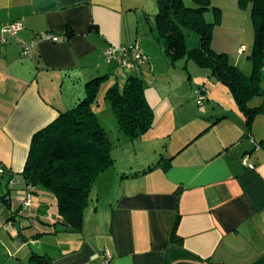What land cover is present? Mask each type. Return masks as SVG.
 Wrapping results in <instances>:
<instances>
[{"label": "crops", "instance_id": "1", "mask_svg": "<svg viewBox=\"0 0 264 264\" xmlns=\"http://www.w3.org/2000/svg\"><path fill=\"white\" fill-rule=\"evenodd\" d=\"M157 12L156 0H0V29L22 24L17 37L0 45V165L6 170L0 175V204L19 222V231L10 235L16 244L8 249L20 262L34 253L53 264H101L107 250L110 264H264V114L248 131L227 87L232 98L225 105L217 91L199 89L205 100L197 96L198 117L191 91L168 103L173 116L160 119L165 126L155 138L154 161L131 165L121 177L113 168L103 173L81 233H53L55 214L52 222L42 221L49 228L33 238L37 230L29 220L41 200L36 193L35 202L23 208L19 196L26 188L22 173L34 134L85 98L88 82L107 76L101 87L113 79L120 65L108 63L104 53L139 37L135 24L143 22L148 31L142 39L151 38L169 62L151 33ZM44 33L58 41L37 39ZM33 42L23 56V46ZM138 44L149 62L120 66L127 71L125 82L143 73L172 74V66L156 69L150 45ZM226 44L213 40L212 47L228 54ZM246 64L240 71L249 76L252 64ZM262 102L254 98L250 106ZM244 157L252 168L244 165Z\"/></svg>", "mask_w": 264, "mask_h": 264}, {"label": "trees", "instance_id": "2", "mask_svg": "<svg viewBox=\"0 0 264 264\" xmlns=\"http://www.w3.org/2000/svg\"><path fill=\"white\" fill-rule=\"evenodd\" d=\"M211 1L193 0L195 7L191 8L183 0H156L158 12L151 33L163 47L171 66L181 59L194 60L199 67L208 69L217 82L226 86L250 131L254 119L264 114V0H237L241 8L251 5L255 30L252 54L249 56L252 64L249 76L230 64L227 54L213 49L214 24H207L204 20ZM187 30L199 35L198 48H187ZM106 78L99 77L88 82L86 97L71 109L61 112L55 121L35 133L31 141L22 173L26 182L25 192L31 186L34 198L36 189L43 188L55 198L56 218L51 225L55 234L81 233L92 190L97 186L99 177L115 166L108 131L100 125L93 110L100 84ZM199 94L200 97L205 96L202 90L198 91ZM105 97L117 120L118 131L127 139H137L152 127L153 108L145 96L140 77L130 76L122 89L113 85L106 91ZM256 97L263 102L258 107H251L250 102ZM3 172H6L4 168ZM33 233L34 239L42 235L35 230ZM21 237L26 240L24 234ZM29 262L53 264V259L33 253Z\"/></svg>", "mask_w": 264, "mask_h": 264}, {"label": "rangeland", "instance_id": "3", "mask_svg": "<svg viewBox=\"0 0 264 264\" xmlns=\"http://www.w3.org/2000/svg\"><path fill=\"white\" fill-rule=\"evenodd\" d=\"M183 1L187 7H195L193 0ZM233 1L234 0H212L210 9L204 13V20L207 22V24H214L213 40L217 42L218 46H222L221 43L227 41L226 48H228L230 52L227 54L229 63L233 65L236 64L239 66L237 67L239 70L245 71L247 70L245 65H247L246 63H248V61H250L249 56L252 54L255 39V30L251 19V5L247 6L246 8H241L239 7L237 0H235L236 4L234 7ZM134 22L136 23V19ZM135 26H137L135 34H138L139 37L136 36L137 38L135 40L132 39V41L127 43L125 46L130 47L134 45L138 48V42L141 44L145 43V46L150 45L152 47V54H154L153 57L155 60L154 63L156 65V69L163 70V72H165L164 70L166 69H170L168 67H171V65L161 54V47L154 43L151 38H148L147 35L142 39L141 34L145 31H148L147 27L143 26V22L137 23ZM199 44V35L193 30H187V48L189 50H193L198 48ZM243 46L246 47L244 52L242 51ZM119 48L120 45L108 47V49L112 50ZM103 62L106 63L105 60H103ZM172 68V74L167 77H155L151 72L148 76H146V74L144 76L143 72L145 69L142 71L143 75L142 73L141 75L144 77L141 76V78L143 81L145 96L150 101L152 106L155 105L153 108V114L154 120L155 118L156 120L154 129H152V125V127L144 135L132 141L127 139L122 133L118 131L117 120L113 114L111 105L109 101L105 99L106 91L109 89V87L117 85L118 88H123L126 78L125 74L127 71H125L124 68L120 66L118 68L115 67L116 75H113V79L108 78L104 83H102V86L100 87L96 100L98 101V105L95 102V104H93V110L97 115L100 125L108 131L113 149L112 155L115 159V166L112 170H116L120 177L122 172L125 171V168L128 169V167L131 165L136 166L142 161H154L155 157L152 155L156 154V152H154V149H157L155 145L158 147V144L155 143V138L165 126L163 125L164 123L162 124L163 121L160 119H168L170 116H173L170 114L173 107H170L168 103L172 104L174 100L180 98L182 95L184 96L186 92L191 91L193 103L195 104V108L197 107V110H195L193 104L192 106L194 110L192 112L194 117H198L200 116V113L198 112L199 102L197 101V93L201 87L206 88L209 94H211L213 91H217V96L220 95V101L224 105L230 102L232 98L230 94H226V86L216 82L211 76L210 71L208 69L199 67L194 60H178L175 66H172ZM219 89H225V92L223 93L219 91ZM256 99H259V97H256ZM215 102L217 101H214V103ZM232 103H235V100L232 101ZM209 107L212 108L213 104ZM104 177L105 176H103V178L100 180L101 182L103 181ZM2 183L3 182H1V188H3ZM13 185L14 184L12 183L10 187H13ZM6 187L7 185L4 184L3 192H6ZM95 192L96 188H94L90 194L89 203L92 201L91 197L95 199ZM25 194L26 192H23L21 196H19V201H23ZM17 196L18 192L14 191V196L11 200L13 205L15 201H17ZM37 196L38 199L41 200L39 203V208L36 210V214L33 215L34 218L30 219L29 222L31 225L35 226L34 228H36L37 231L41 232L49 228L47 225L42 223V221H53V218L56 214V203L55 198L43 188L37 189ZM5 208L6 207L0 204V264H31L28 259H23L24 262L21 263L23 260L20 262V260L11 256L12 251H10L8 247L10 245H15L16 242L14 239H11L10 235L17 231L16 226L18 225L20 227V225L19 222L14 223L13 218H10L11 216H9L11 214H8ZM17 219L21 218L17 217ZM28 249L29 248H27V250ZM33 250H36V248L33 247Z\"/></svg>", "mask_w": 264, "mask_h": 264}, {"label": "built area", "instance_id": "4", "mask_svg": "<svg viewBox=\"0 0 264 264\" xmlns=\"http://www.w3.org/2000/svg\"><path fill=\"white\" fill-rule=\"evenodd\" d=\"M22 30V24L19 22L11 23L7 26H4L0 29V45H4L8 38L17 37L18 33ZM37 39L43 41L57 42L58 37L52 34L44 33L37 36ZM36 42H33L31 45L23 46L22 55L27 56L30 53L31 48L35 45ZM244 51V49H243ZM105 58L108 63H118L122 67H127L131 62H136L140 64L148 63V57L142 54L136 46H122L119 49H107L104 53ZM204 97H200V101H204ZM244 165L252 168V165L248 164L247 157L243 158ZM3 168L0 165V174H3ZM13 182L10 183V185ZM32 187L29 186L28 191L25 194V197L22 201V207H30L33 201V196L31 194ZM112 257L110 253L105 250L102 254L101 264H110Z\"/></svg>", "mask_w": 264, "mask_h": 264}, {"label": "water", "instance_id": "5", "mask_svg": "<svg viewBox=\"0 0 264 264\" xmlns=\"http://www.w3.org/2000/svg\"><path fill=\"white\" fill-rule=\"evenodd\" d=\"M16 228H17V230L19 231V226H18V225L16 226Z\"/></svg>", "mask_w": 264, "mask_h": 264}]
</instances>
